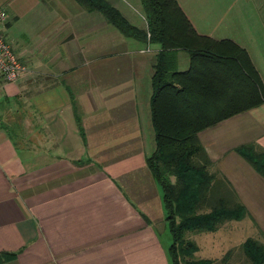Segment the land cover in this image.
<instances>
[{
  "label": "crops",
  "instance_id": "0c3cea01",
  "mask_svg": "<svg viewBox=\"0 0 264 264\" xmlns=\"http://www.w3.org/2000/svg\"><path fill=\"white\" fill-rule=\"evenodd\" d=\"M178 2L199 33L245 47L264 82V0ZM0 3L28 67L15 81L0 75V254L17 253L0 264H171L163 192L146 163L160 45L114 38L105 15L78 0ZM177 65L189 68L187 50ZM199 139L248 211L216 231L242 226L241 245L264 243V176L237 151L264 149V103Z\"/></svg>",
  "mask_w": 264,
  "mask_h": 264
},
{
  "label": "trees",
  "instance_id": "16d2710c",
  "mask_svg": "<svg viewBox=\"0 0 264 264\" xmlns=\"http://www.w3.org/2000/svg\"><path fill=\"white\" fill-rule=\"evenodd\" d=\"M102 12L122 34L159 44L150 98L156 148L147 166L163 192L172 236L171 264H212L195 259L200 247L190 232L216 231L240 221L247 208L231 183L218 172L199 132L264 103V82L248 50L232 39L199 33L178 0H142L146 27L132 24L108 0H78ZM187 50L190 66L179 70L177 53ZM264 176V149L255 143L237 148ZM253 264H264V243L249 237L241 245ZM225 255L224 260L230 255ZM15 257L17 253H1Z\"/></svg>",
  "mask_w": 264,
  "mask_h": 264
},
{
  "label": "rangeland",
  "instance_id": "374dc122",
  "mask_svg": "<svg viewBox=\"0 0 264 264\" xmlns=\"http://www.w3.org/2000/svg\"><path fill=\"white\" fill-rule=\"evenodd\" d=\"M111 4L117 7L123 12V14L128 18L132 24L144 27L145 25V11L142 0H108ZM97 15L100 12H96ZM101 14V13H100ZM113 27V37L119 38L123 35L119 33L118 29ZM119 36V37H117ZM132 39V38H129ZM132 41V40H131ZM187 55V54H186ZM180 68H182L180 66ZM155 141V140H154ZM156 146V142H155ZM102 160L104 157L99 156ZM98 162V160L96 159ZM232 228V231H228L227 235L223 234L224 230ZM236 228V229H235ZM221 231H204V232H190L189 236L193 237L200 245V250L195 254V259L201 258H211L214 260L212 264H253L244 254L241 247V240L245 238L246 232L241 231L242 226H224ZM162 240L170 246L172 242V236L169 232L168 226L161 230ZM231 252L227 257V260H224V257L228 252Z\"/></svg>",
  "mask_w": 264,
  "mask_h": 264
},
{
  "label": "built area",
  "instance_id": "2783aa9c",
  "mask_svg": "<svg viewBox=\"0 0 264 264\" xmlns=\"http://www.w3.org/2000/svg\"><path fill=\"white\" fill-rule=\"evenodd\" d=\"M7 21L8 12L0 3V75L7 81H15L27 72L28 67L7 39Z\"/></svg>",
  "mask_w": 264,
  "mask_h": 264
}]
</instances>
